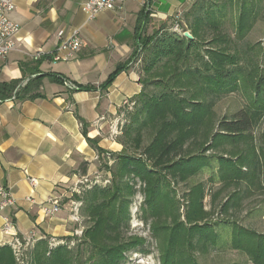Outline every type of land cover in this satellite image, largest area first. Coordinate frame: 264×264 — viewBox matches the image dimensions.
Segmentation results:
<instances>
[{
    "label": "trees",
    "instance_id": "1",
    "mask_svg": "<svg viewBox=\"0 0 264 264\" xmlns=\"http://www.w3.org/2000/svg\"><path fill=\"white\" fill-rule=\"evenodd\" d=\"M250 5L244 0H194L182 14V20H175L178 27L186 28L183 33L189 32L191 40L169 32L167 24L151 35H141L129 60L117 65L100 86L105 91L119 73L135 62L138 52L144 53L143 76L139 79L142 90L133 100L134 112L127 114L129 124L124 126L118 140L121 151L102 150L98 140L89 139L83 129L87 144L97 152L99 163L105 165L110 175V185H95L83 198L90 223L83 232L88 257L82 259L81 249L74 254L66 246L50 247L46 238L37 240L19 258L11 246H1L0 264H24L27 258L26 264H122L128 251L142 245L139 239L125 236L130 199L137 193V184L143 195L140 209L153 220L152 232L163 243L162 264H196L192 251L204 252L208 246H217L215 227L220 222H207L210 213L202 205V186H191L182 220L171 184L187 183L209 169L212 158L205 156L206 151L220 148L225 142L236 145L245 141L252 129L264 120V77L257 78L258 68H253V57L247 51L252 50L251 46L238 43L255 21ZM234 6L239 14L235 38H230L220 26L226 10ZM148 16L143 7L139 20ZM206 28L212 33L208 39ZM31 74L35 77L22 87L18 81L0 83V102L13 97L18 100L41 97L38 92L29 93L32 89L38 91L41 85L38 69H33ZM240 79L250 82L254 93L252 105L231 119L216 120L215 100L234 92ZM261 137L264 144V128ZM249 148L244 154L232 152L228 158H217L218 181L224 185H238L243 181L254 186L256 180L257 188L261 189V164L253 145ZM111 160L113 163L108 166ZM243 168H248V172H243ZM85 173L83 169L82 175ZM236 194L234 191L233 195ZM234 205L228 198L221 211L227 212ZM230 224L227 226L232 231V249L244 252L252 264H264V234Z\"/></svg>",
    "mask_w": 264,
    "mask_h": 264
},
{
    "label": "crops",
    "instance_id": "2",
    "mask_svg": "<svg viewBox=\"0 0 264 264\" xmlns=\"http://www.w3.org/2000/svg\"><path fill=\"white\" fill-rule=\"evenodd\" d=\"M86 1L12 0L14 10L8 17L19 32L15 49L0 58V83L18 81L22 87L35 77L31 72L37 68L41 85L29 93L38 92L41 97L0 102V186L7 187L15 200L14 207L0 216V247L11 242L2 232L4 216L10 217L22 239L72 234L74 225L62 202L68 199L77 176H83V169L84 176L101 173L98 154L87 144L83 129L89 139L98 140L102 150L121 151L118 140L109 136V128L126 114L123 102H132L142 90L136 63L119 73L105 91L100 86L117 65L129 60L141 35H151L178 18L194 0L116 2L112 10L92 21L81 10ZM146 2L149 16L140 21ZM74 29L80 32L81 50L68 62L52 61L57 37L67 38ZM37 52L41 57L35 61ZM31 179L38 181L35 187ZM53 196L62 198L61 210L44 217L40 205ZM254 209L259 225L264 220V199Z\"/></svg>",
    "mask_w": 264,
    "mask_h": 264
},
{
    "label": "rangeland",
    "instance_id": "3",
    "mask_svg": "<svg viewBox=\"0 0 264 264\" xmlns=\"http://www.w3.org/2000/svg\"><path fill=\"white\" fill-rule=\"evenodd\" d=\"M241 1V0H240ZM247 5L252 4L249 7H253L255 12V21L251 30L246 34L242 41H239V45L251 46L252 50H247L249 56L253 57V68L257 66V78L259 76L264 77V0H244ZM238 8L234 6L226 10V15L221 20V31L227 34L230 38H235L234 29L235 23L238 17ZM175 20H182V14L169 21L167 24L169 32H176L183 34L185 27H178L175 24ZM183 22V21H182ZM206 38H210L212 33L210 29L206 28ZM144 57L143 52H138L136 63L140 76H143L141 71L142 63L141 60ZM252 65V64H251ZM252 67V66H251ZM247 81V82H246ZM240 79L237 82V88L234 92L229 94H223L221 98L215 100L213 106V112L215 113L216 120L223 118L231 119L237 112L247 109L252 105L253 89L248 80ZM152 88H149L151 90ZM264 103V98H262ZM134 107L131 111L126 112L122 115V120L118 121V128L120 127L121 134L113 137L112 139L119 140L122 136V130L124 126L129 124V115L134 112ZM264 128V120L257 124L249 134V138L245 141H241L236 145H229L224 143L220 148L210 149L206 151L205 156L212 158V166L209 169L203 170L197 175L190 178L187 183H174L172 182L171 187L174 191V200L179 207V214L182 220H184V213L187 210V204L189 198L187 197L191 186L200 184L203 188V200L202 205L206 212L210 213L207 222L218 223L220 226L215 227V231L218 235L217 246H208L204 252H200L198 249L192 251L193 258L196 264H252L249 257L242 251L234 250L231 247V228L228 227L230 223H236L238 226H242L247 229H252L258 234H264V220L261 224L254 219V208L259 200L264 199V144L261 141V134ZM147 143L145 138L144 144ZM253 145L254 151L258 156L259 163L261 164L260 170V186L261 189L257 188V182L255 180L254 186L241 182L238 185L230 184L224 185L218 181L217 169V158L230 157V154L237 152V154L246 153ZM252 148V149H253ZM108 153H116L112 151H106ZM112 160L107 164L112 165ZM98 168L101 169L100 174H92L86 176L87 180L99 178L100 184L97 186L106 187L110 185V175L105 170L104 164H99ZM247 170V171H246ZM243 172L247 173L248 168H243ZM80 176H77V178ZM211 177L213 181H211ZM76 179L75 181H77ZM104 181H107L106 183ZM69 197L62 205H66L68 211L69 220L74 225L72 234L67 237L57 238L61 243L60 246H66L68 249L74 251L76 254L77 249H81V256L84 260L88 257L89 251L87 245L83 243V232L90 226L89 219L85 214L84 196L87 193L88 187L84 184L78 183L77 186H71L69 188ZM76 190V192L74 191ZM136 195L130 199L129 214L130 220L128 224V230L126 232V238H137L142 241V245L137 246L135 249L128 251L125 254V261L122 264H162V254L164 251L162 240L157 239L152 232L153 220L142 213L140 206L143 202V195L139 192V184L136 185ZM237 191L236 196L233 192ZM229 198L230 204L235 203L227 212L221 211V206L225 204ZM73 202V204L71 203ZM76 215L77 221H73L72 216ZM147 219V221H146ZM262 220V219H261ZM228 225V226H227ZM21 261V260H20ZM28 261L24 259L23 263L26 264ZM21 263V262H20Z\"/></svg>",
    "mask_w": 264,
    "mask_h": 264
},
{
    "label": "built area",
    "instance_id": "4",
    "mask_svg": "<svg viewBox=\"0 0 264 264\" xmlns=\"http://www.w3.org/2000/svg\"><path fill=\"white\" fill-rule=\"evenodd\" d=\"M33 3L39 0H31ZM126 0H87L81 5V10L86 14L87 20H94L97 15L106 10H112L116 2L123 3ZM149 1V0H148ZM146 10L148 11V2L144 4ZM14 10V3L12 0H0V58H6L8 54L13 51L16 47V39L19 32V26L9 19V14ZM57 45L54 52L50 55L52 61L54 62H68L72 60L76 54L81 50L83 42L80 37V32L77 29L72 30L71 34L67 38L57 37ZM41 57L40 52H37L33 56V60L37 61ZM68 86L73 87L71 84ZM135 103L132 101H124L122 107L126 112L131 111ZM121 128H118V122H112L109 128V136L111 138L121 134ZM73 186H77L78 183L86 185L88 189L95 185H99V178H94L92 180H87L86 176H80L77 178ZM36 179H31L30 183L32 186L37 185ZM105 183L107 181H104ZM76 192V190H74ZM28 201L32 202V199L28 198ZM61 197H50L44 203L40 205V211L44 217H52L60 212L61 210ZM73 204V202H71ZM15 205V200L12 197L10 190L5 186H0V216L2 213L8 209L13 208ZM75 216H72L73 221H77ZM2 232L11 237V242L8 244L12 247V250L18 258L22 256L23 252L27 249L33 248L36 243L34 235L28 238L22 239L17 235L16 229L13 225L12 220L8 216L3 217ZM60 241L55 237H50L48 239V244L50 247L60 245Z\"/></svg>",
    "mask_w": 264,
    "mask_h": 264
},
{
    "label": "water",
    "instance_id": "5",
    "mask_svg": "<svg viewBox=\"0 0 264 264\" xmlns=\"http://www.w3.org/2000/svg\"><path fill=\"white\" fill-rule=\"evenodd\" d=\"M182 35H183V37H185V38H187L189 40L192 39V36L189 34V32H184Z\"/></svg>",
    "mask_w": 264,
    "mask_h": 264
}]
</instances>
